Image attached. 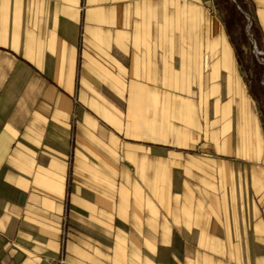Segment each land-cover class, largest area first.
<instances>
[{"label":"crops","instance_id":"1","mask_svg":"<svg viewBox=\"0 0 264 264\" xmlns=\"http://www.w3.org/2000/svg\"><path fill=\"white\" fill-rule=\"evenodd\" d=\"M60 259L264 264V129L214 0H0V264Z\"/></svg>","mask_w":264,"mask_h":264},{"label":"rangeland","instance_id":"2","mask_svg":"<svg viewBox=\"0 0 264 264\" xmlns=\"http://www.w3.org/2000/svg\"><path fill=\"white\" fill-rule=\"evenodd\" d=\"M235 1L214 0L215 11L223 19L224 23L226 17L230 16V3ZM237 7L241 11V15L236 18L231 28H226V30L234 45L248 89L256 102L264 129V48L256 37L254 24L252 26L251 9L250 13H248L240 5ZM256 50L263 54L258 55Z\"/></svg>","mask_w":264,"mask_h":264},{"label":"trees","instance_id":"3","mask_svg":"<svg viewBox=\"0 0 264 264\" xmlns=\"http://www.w3.org/2000/svg\"><path fill=\"white\" fill-rule=\"evenodd\" d=\"M240 5L246 12L250 13V5L248 0H236L235 2L230 3V16L226 17L225 25L226 28L229 29L235 22L236 18L241 15V11L237 7ZM254 22L252 23L253 26Z\"/></svg>","mask_w":264,"mask_h":264},{"label":"built area","instance_id":"4","mask_svg":"<svg viewBox=\"0 0 264 264\" xmlns=\"http://www.w3.org/2000/svg\"><path fill=\"white\" fill-rule=\"evenodd\" d=\"M54 264H63V260L62 259H60L59 261H57L56 263H54Z\"/></svg>","mask_w":264,"mask_h":264},{"label":"water","instance_id":"5","mask_svg":"<svg viewBox=\"0 0 264 264\" xmlns=\"http://www.w3.org/2000/svg\"><path fill=\"white\" fill-rule=\"evenodd\" d=\"M246 34L248 35V32L246 31ZM250 40H252L251 38H250ZM256 53L259 55V54H263L262 52H260V51H258V50H256Z\"/></svg>","mask_w":264,"mask_h":264}]
</instances>
